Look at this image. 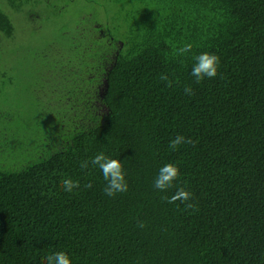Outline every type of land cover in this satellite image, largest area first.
<instances>
[{
    "label": "trees",
    "instance_id": "16d2710c",
    "mask_svg": "<svg viewBox=\"0 0 264 264\" xmlns=\"http://www.w3.org/2000/svg\"><path fill=\"white\" fill-rule=\"evenodd\" d=\"M96 1L100 24L83 16L31 57L19 93L14 68L2 72L0 264L56 251L72 264H264V0ZM49 2L0 0V37L14 31L9 10ZM203 52L218 75L197 83ZM177 134L195 144L171 150ZM100 152L120 160L126 192L107 196L101 170L80 167ZM167 163L180 176L161 192ZM67 178L80 187L64 191ZM181 186L194 210L162 198Z\"/></svg>",
    "mask_w": 264,
    "mask_h": 264
},
{
    "label": "rangeland",
    "instance_id": "374dc122",
    "mask_svg": "<svg viewBox=\"0 0 264 264\" xmlns=\"http://www.w3.org/2000/svg\"><path fill=\"white\" fill-rule=\"evenodd\" d=\"M97 3L98 1L96 0L90 3L86 0H50L46 6L41 8L25 5V16L24 11H14L15 9L8 11L5 9L10 13L14 31L7 39L0 37V85L4 70L10 71L13 67L14 69L13 72L11 71V74L18 75V73L24 70L23 66L28 63V60L34 59L36 56L39 57L41 51H45L48 45L58 41L63 33L70 32L77 24L79 25L81 17L89 15L90 18L92 17L94 20H97L93 22V25L98 26L100 24L98 22H101L104 14H102L103 7L101 9L98 6L99 3ZM32 62L34 63L35 61L33 60ZM33 63L32 65H34ZM18 78L20 83L15 88L16 93L20 92L18 87L23 84V80L20 79L21 74L18 75ZM0 88L2 89V86ZM7 98L8 101L14 99L12 96H8ZM30 98L28 95L21 94L15 99L16 103L12 104L17 105L20 102L25 105L26 101ZM2 100L3 95L0 93V102ZM92 102L95 112L96 107L99 106L104 113L105 110L98 98ZM15 105L13 106L15 107Z\"/></svg>",
    "mask_w": 264,
    "mask_h": 264
},
{
    "label": "clouds",
    "instance_id": "9594fccd",
    "mask_svg": "<svg viewBox=\"0 0 264 264\" xmlns=\"http://www.w3.org/2000/svg\"><path fill=\"white\" fill-rule=\"evenodd\" d=\"M192 48L190 43L183 45L177 49V55H183L188 53ZM219 57L210 52H203L195 56V63L191 69V75L195 78V81L199 83L204 78H215L218 75ZM160 80L164 81L166 86L171 87L172 80L169 79L166 73L160 74ZM184 93L188 96L194 95L190 86H185ZM96 113H99L96 125H99L100 119L103 115L102 108L97 106ZM183 144H195L190 137H185L183 134H177L169 142V148L173 151L177 150ZM89 163L98 167L101 170L103 179L106 181V185L103 189L107 196H115L118 193H124L128 190V184L125 179V172L123 170L120 160L110 158L103 152L96 154L91 161H83L80 167L87 168ZM180 176L179 168L173 163H167L162 165L154 179L153 186L155 189L161 192H167L168 189L175 187L174 182L178 180ZM80 187L78 180L67 178L62 183V188L66 192H73V189ZM192 193L185 187L181 186L176 188L175 192L171 196L162 197L166 199L168 203H175L180 201L184 204L186 209H195V205L191 203ZM138 226L143 228L145 226L143 221H138ZM42 264H72L69 255L64 251H56L46 255Z\"/></svg>",
    "mask_w": 264,
    "mask_h": 264
}]
</instances>
